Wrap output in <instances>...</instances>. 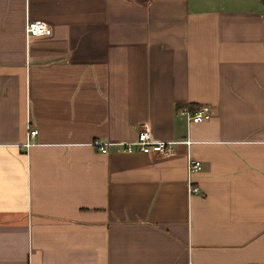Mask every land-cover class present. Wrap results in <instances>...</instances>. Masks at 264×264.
I'll return each mask as SVG.
<instances>
[{"label": "crops", "instance_id": "obj_1", "mask_svg": "<svg viewBox=\"0 0 264 264\" xmlns=\"http://www.w3.org/2000/svg\"><path fill=\"white\" fill-rule=\"evenodd\" d=\"M0 264H264V0H0Z\"/></svg>", "mask_w": 264, "mask_h": 264}, {"label": "built area", "instance_id": "obj_2", "mask_svg": "<svg viewBox=\"0 0 264 264\" xmlns=\"http://www.w3.org/2000/svg\"><path fill=\"white\" fill-rule=\"evenodd\" d=\"M25 31L29 35H39L45 34L48 32V26L46 22L39 19H29L25 24ZM175 113L182 117L186 122H201L209 118L210 111L205 106H186L179 105L175 108ZM137 138L134 141L125 142L121 144L119 147L117 144H113L117 146L116 150L122 149L124 151H133L135 149L149 153L151 155H162L169 153L173 150L174 144L176 141H160L153 140L149 133V128L145 122H140L138 125ZM36 129H29L28 135L32 136L36 133ZM187 143V140H185ZM94 144L98 146V149L101 152H107L106 143H100L98 141H94ZM201 164L198 160L187 157L185 161V187L188 194L198 193V187L192 183L191 174L200 170Z\"/></svg>", "mask_w": 264, "mask_h": 264}]
</instances>
